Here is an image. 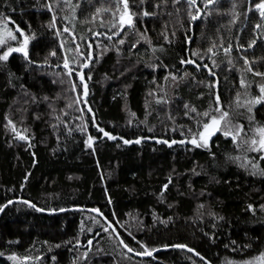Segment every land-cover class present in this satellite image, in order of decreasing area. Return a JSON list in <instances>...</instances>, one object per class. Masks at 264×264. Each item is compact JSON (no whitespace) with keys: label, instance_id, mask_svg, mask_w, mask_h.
Instances as JSON below:
<instances>
[{"label":"trees","instance_id":"trees-1","mask_svg":"<svg viewBox=\"0 0 264 264\" xmlns=\"http://www.w3.org/2000/svg\"><path fill=\"white\" fill-rule=\"evenodd\" d=\"M127 2L120 28L122 0H0V19L30 39L27 59L0 61V206L97 209L136 251L185 244L211 264H260L264 159L237 149L224 121L206 147L189 143L216 95L225 120L264 125V100L251 103L264 84L258 0H197L195 20L186 0ZM0 264L205 263L181 250L137 258L95 214L16 203L0 217Z\"/></svg>","mask_w":264,"mask_h":264},{"label":"snow or ice","instance_id":"snow-or-ice-1","mask_svg":"<svg viewBox=\"0 0 264 264\" xmlns=\"http://www.w3.org/2000/svg\"><path fill=\"white\" fill-rule=\"evenodd\" d=\"M141 2H143V0H141ZM176 0H173V3H175ZM206 5L207 4H211L213 2V0H205ZM122 3L124 5L123 7V14L120 15L119 17V27L122 28L125 24H128L129 26L132 25V16L128 15V2L127 0H122ZM187 5L190 8L196 7L197 4V0H186ZM253 5L250 3V7L249 10H251V7ZM255 9L259 12L260 17L264 18V0H258V2H256L254 4ZM51 10V9H50ZM199 8L196 7V14L193 15L191 12H189V15L191 16L192 20H195L197 18V16L199 15ZM143 15L147 16L149 15V13L147 11L143 12ZM7 18H3L0 19V32L5 31V24L3 22V20H6ZM53 19H55V17H53ZM260 25H256V28H259ZM17 31H20L18 28L16 29ZM65 31H67V29H65ZM115 34V33H114ZM7 35L11 40H16V36L12 34L11 30H7ZM21 35H23V33L21 32ZM173 35H175V33L173 32ZM109 39H111V37H108ZM165 39H167V37H165ZM123 40H120L119 43H123ZM5 43V40L3 39V36H0V45H3ZM252 43H255V40L251 41V43L249 44V47L251 46ZM27 44H28V37H25L23 42L20 44L19 47L13 48V47H7V49L5 51H3L2 53H0V61H6L9 58V55L13 52H20L24 54V57L27 59L28 57V52H27ZM230 47V46H229ZM89 48V55L90 53V49L91 46H88ZM211 51V49H210ZM225 51L227 52L228 49L226 48ZM53 55H55V53H53ZM181 64H185V63H192L194 64L195 61L193 60H185L182 59L180 61ZM244 63L248 64V60L247 58H244ZM197 67H200V65H197ZM204 67L207 68V65H204ZM64 68L68 69L69 65H68V61L65 60L64 61ZM249 71H251V69H248ZM71 69H69V74L71 73ZM208 71L210 72V74H213L211 72V69H208ZM255 75H261L264 76V73H254ZM81 86L83 88V92L82 95L86 96L87 95V85L85 83H83L84 77L81 76ZM90 79V77H89ZM176 77H173V80H175ZM241 85H244V81L241 80ZM75 84H73V90H75ZM259 92L260 95L253 97L251 100V103H259L261 100H264V84H260L259 85ZM239 95V94H238ZM33 99H35L33 97ZM45 99H47V97H45ZM216 107L212 108L210 105L209 110L203 112V113H196L197 116H203L206 117L207 120L205 121H197V124L200 125L202 123V127L198 128L196 133H192V130L189 129V132L192 133V138L189 140V143H191L192 145L196 146V147H206L208 145V140L209 138L217 131L221 130V121H224V125H223V134L225 136H231L233 143L237 142V138H240V142L237 143V149H240L241 147L244 148L245 152H258L260 153V158L264 159V125H260L257 124L255 126L253 125H249L247 131H245V126L243 124H233L232 121L230 120H225L226 117L229 116V112L227 110L221 111L220 108V104H219V96L216 95L215 97V101H214ZM185 107L187 108L188 105H185ZM89 111H91V109H89ZM192 112H196L195 108L191 109ZM247 112L251 113L252 112V108L249 106L247 108ZM187 115V113H186ZM194 118V117H193ZM249 120L254 119L252 116L248 117ZM92 122L95 123L94 117L92 118ZM8 123L10 125L13 124V122L11 120L8 121ZM97 129L98 132L100 134H102L104 137H107L108 139H116V137L110 133L109 131H106L105 128L100 127L99 125H97ZM151 130V129H149ZM13 131L15 132V126L13 125ZM241 133H243V135H241ZM251 133V135L249 134ZM16 135L19 136L20 139L24 140L27 139V137H25L24 135H22L19 132H16ZM93 140L92 136L88 137V141L87 143L91 144ZM125 144L131 143L132 141L125 139L123 141ZM136 143L140 142V138H138L136 141ZM158 142H162L165 144H168L169 146L171 144L176 143L177 141L172 140V141H168V140H163V141H158ZM185 141L181 140L180 143H184ZM234 159H241L240 156L234 157ZM242 167L244 166L243 164L241 165ZM253 167H255V164H253ZM25 179H27V177H25ZM163 188H167V184L163 185ZM24 204L29 205L32 208H35L37 211H43V209H39L36 208L35 204H32L30 201H22ZM9 204L12 203L11 200L8 201ZM249 207L251 208V205H249ZM3 210V206H0V211ZM61 211H63V209H60ZM93 211H98L97 209H93ZM107 229H105L106 231ZM129 235H132L129 232ZM134 238V237H133ZM89 244L92 243L91 240L88 241ZM120 244H123L125 248H127L128 252H136V255L139 256H151L152 252L154 251V249H149L148 247H146L145 245L141 244V251H136L135 249H133L132 247H129L127 244L124 243L123 240H119ZM139 243V242H138ZM58 246V245H57ZM172 247H176V248H185L187 247L185 244H175L172 245ZM189 252H194V249L192 248H188L187 249ZM197 256H200L199 253H195ZM86 256V253H85ZM10 260L15 261L16 257L15 256H10L9 257ZM27 259V258H25ZM201 260H204L203 256H200ZM260 264H264V253L261 254L260 257Z\"/></svg>","mask_w":264,"mask_h":264},{"label":"water","instance_id":"water-1","mask_svg":"<svg viewBox=\"0 0 264 264\" xmlns=\"http://www.w3.org/2000/svg\"><path fill=\"white\" fill-rule=\"evenodd\" d=\"M125 26H129L128 24H125ZM95 38V37H93ZM87 85V95L84 96L83 95V99L84 100H87L88 98V95H89V88H88V84L85 83ZM216 87L218 89V84L216 83ZM22 201H25V200H22V199H17V200H13L11 204L7 203L3 206V210L0 211V217L1 215L4 213V211L11 205L13 204H16V203H22L24 204ZM27 205V204H26ZM29 206V205H28ZM30 207V206H29ZM32 208V207H31ZM36 208H38L36 206ZM34 210H36L35 208H32ZM40 209V208H39ZM37 211V210H36ZM69 211H78V212H87V213H92V214H95L97 215L98 217H100L107 225L108 227L110 228V230L113 232V234L115 235V237L119 240H123L122 237L120 236V234L118 233V231L116 230V228L113 226V224L100 212V211H93V209H85V208H73V209H67V210H63V211H58V212H47V211H38L40 213H43V214H47V215H57V214H61V213H66V212H69ZM125 243V242H124ZM123 246V248L128 252L127 248L124 247L123 244H121ZM188 248L185 247V248H176V247H169V248H164V249H161V250H157V251H154L152 252V255L151 256H139V255H136L135 252H128L130 255L134 256V257H137V258H151V257H154L156 256L158 253L162 252V251H166V250H181V251H185V252H188L192 255H194L195 257H197L198 259H200V256H197L195 253L197 252H189L187 250ZM201 260V259H200ZM203 263L205 264H211L207 259L204 258V260H201Z\"/></svg>","mask_w":264,"mask_h":264},{"label":"rangeland","instance_id":"rangeland-1","mask_svg":"<svg viewBox=\"0 0 264 264\" xmlns=\"http://www.w3.org/2000/svg\"><path fill=\"white\" fill-rule=\"evenodd\" d=\"M129 15V14H128ZM4 24H5V31H2L0 32V36H3V39L5 40V43L3 45H0V49H3L4 51L7 49V47H13V48H16V47H19L20 44L23 42L25 36L24 35H21V30L20 28L15 24L14 26H12L10 23H8L7 21H4ZM19 29L20 31H17L16 29ZM7 30H11L12 31V34L16 36V40H11L8 35H7ZM29 45H30V39L28 38V44H27V52L29 53ZM13 54H20V55H23V53H20V52H13L9 55L12 56ZM216 133V132H215ZM214 133V134H215ZM213 134V135H214ZM213 135L209 138L208 140V143L210 142V140L212 139Z\"/></svg>","mask_w":264,"mask_h":264},{"label":"bare ground","instance_id":"bare-ground-1","mask_svg":"<svg viewBox=\"0 0 264 264\" xmlns=\"http://www.w3.org/2000/svg\"><path fill=\"white\" fill-rule=\"evenodd\" d=\"M125 26V25H124ZM95 38L97 37V36H94ZM88 67V65H85V68H87ZM83 83H87L86 81H84L83 80ZM217 84H218V82H217ZM18 138H19V136H17ZM20 139V138H19Z\"/></svg>","mask_w":264,"mask_h":264}]
</instances>
